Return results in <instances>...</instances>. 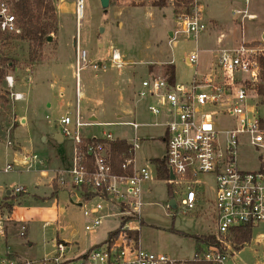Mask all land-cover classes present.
I'll use <instances>...</instances> for the list:
<instances>
[{
    "label": "rangeland",
    "instance_id": "374dc122",
    "mask_svg": "<svg viewBox=\"0 0 264 264\" xmlns=\"http://www.w3.org/2000/svg\"><path fill=\"white\" fill-rule=\"evenodd\" d=\"M77 1L53 0L57 29L50 34L52 40L47 41L38 51L39 53L34 57L35 60L30 59L29 42L19 39L5 41L0 37V57L11 58L14 61L13 68L18 69H15V73L14 69L3 66L5 74L14 72L17 86L23 85L32 70H37V67L55 60L54 51L58 41L62 60L75 64L79 44L80 49L87 51L89 60V64L80 73L81 90L86 93V84H96L101 75L100 71L112 73L113 80L119 81L115 83L113 98L119 102L133 101L130 107L134 112L132 115L126 111L119 119L114 110H109L105 118H100L96 122L136 119L140 123L149 124L142 125L136 131L131 126L96 125L84 127L82 132L87 138L101 137L104 132H112L114 136L132 142L137 134L139 147L135 151V157L138 166L146 165V161L153 158L161 159L166 153L163 140L165 127L162 124L167 116L153 115L148 107L154 101L148 96L141 97L136 93L139 83L147 76V73L158 76L167 75L165 71L170 64L168 61L172 60L176 68V82L189 84L195 73L208 72L211 63L216 61L220 50L218 37L221 33L226 34L227 39L236 41L237 44L252 42L248 44L264 47V0H199L203 6L207 30L200 34L197 43L186 35H179L178 43L174 46L170 45V40L175 37V34L171 37L170 33H175L180 28L178 18L182 14H176L174 0H167L165 7L154 6L153 3L156 0H110L107 11L102 8L100 0H84L83 15L80 20L77 19L76 14ZM195 4H197L196 0ZM249 14L255 15V18H249ZM197 46L200 48L199 65H189L186 59ZM115 48L120 53L128 51L129 54L123 56L121 63L118 64H114L111 60ZM208 49L213 51H205ZM97 61L101 64L99 66L98 63V67L94 68ZM74 72L73 68L65 69L62 80L69 89L75 90ZM4 76L0 81L2 86L0 103L6 105L9 102L12 107L11 90ZM259 99L258 115L264 118V97L261 96ZM86 102L84 98L81 100L83 105ZM13 106L19 121L20 114L25 109V103L18 101L14 102ZM46 114L50 117L47 118ZM57 123L52 113L41 112L27 125L16 126L11 137L10 135L8 137V134L3 136L9 125H3L5 130L0 128V186L6 189L5 191L13 190L16 186H24L30 195L27 194L24 198L19 196L18 199L22 198V207L31 208V211L25 214L37 219L31 223L27 231L25 230L26 235L21 236V224L16 226L12 211L2 209L5 204L2 201L0 219L5 222L7 228L12 229L9 230L8 236V238L11 236L12 240H6L4 236H0V251L11 246L19 252L21 260L24 259V261H39L51 256L54 251V239L58 237V234L61 239L73 240L74 246L80 247V251H85L96 243L108 240L109 234L119 230L120 225L124 224V222L120 223L118 216H113L104 219L94 231L88 232L85 230L88 218L84 216L80 207L72 204L73 198L71 199L68 191L61 188L62 186L57 184L56 180L57 186L61 188L58 197L33 203L32 194L41 193L44 189L43 186H36L37 178L40 177L43 183L47 181L41 177L37 167L44 164L51 175L56 169H65L71 164L74 156L73 139L65 137L63 142L56 139L55 134L60 127L56 125ZM85 136L84 141L87 143ZM17 141L20 147H25L31 154H36L40 162H35L29 169L26 166L13 164V151L17 149L15 147ZM249 154L245 151L239 152L242 161H245ZM8 163L13 164V169L6 172ZM205 180L208 183L204 190L205 194L207 199L213 200L214 178L207 176ZM149 189L145 198L147 204L143 209L141 230L138 231L143 246L164 252L176 260L193 259L198 249L194 237L214 234L212 206L207 202L200 204L197 210L186 213L181 210L167 209L170 197L166 182L154 179L150 182ZM57 204L66 209V213L61 215L60 223L63 226L60 228L56 224L43 226L48 216L57 217ZM25 209L22 210L25 211ZM39 209L42 211L41 214L38 213ZM69 229L76 232L74 238L70 236ZM261 233H264V224L256 228L250 241L242 248L237 247L224 264H264V238L257 242ZM29 242L32 246H29Z\"/></svg>",
    "mask_w": 264,
    "mask_h": 264
},
{
    "label": "built area",
    "instance_id": "2783aa9c",
    "mask_svg": "<svg viewBox=\"0 0 264 264\" xmlns=\"http://www.w3.org/2000/svg\"><path fill=\"white\" fill-rule=\"evenodd\" d=\"M83 5L84 0L77 1L78 20L83 15ZM248 17L255 18V15ZM178 20L180 28L170 40L172 46L178 43L179 35H186L197 43L200 34L207 30L198 4L194 5L192 14L182 13ZM19 33L11 3L0 0V37ZM199 53L198 48L191 51L186 62L198 66ZM262 57L264 47L243 43L220 51L209 71L195 73L189 84L171 83L168 75H154L143 80L137 91L141 97L155 99L149 105L153 115L167 116L162 124L166 153L161 158L169 172L163 180L172 191L167 209L186 213L207 202L213 208V235L219 242L201 241L191 260L224 264L236 250L231 240L234 233L240 229H251L253 233L264 224V118L258 115L261 95L257 90ZM111 60L114 64L121 63V54L114 51ZM88 64V53L78 44L75 64L78 98L81 96L80 73ZM97 67L98 63L94 65ZM5 80L11 96L21 99L22 94L12 92L14 77L6 76ZM96 125H129L136 131L144 124L84 121L80 112L75 118L61 117L60 132L73 139L75 148L72 165L57 171L56 180L62 187L79 191L74 204L88 218L85 230L92 232L104 219L118 216L120 223L124 222L118 235L93 246L81 257L69 258L68 243L62 240L52 256L39 261L4 259L2 264H186L187 260H176L164 252L145 248L139 237L146 205L145 187L160 178L156 164L137 165L138 135L130 142L129 156L123 154L121 168L124 172L117 173L109 144L118 138L112 132H104L91 143L84 141L82 129ZM244 151L250 154L242 161L239 152ZM37 160V155L27 157L25 166L30 168ZM11 169L13 165L8 164L5 171ZM207 176L215 181L213 200L207 199L204 191ZM14 191L19 194L26 188L17 186ZM171 199H175L176 207L170 204ZM5 229V222L0 219V236L5 234ZM25 230L24 225L22 235ZM136 231L137 238L131 235ZM259 238L257 242L264 238V233Z\"/></svg>",
    "mask_w": 264,
    "mask_h": 264
},
{
    "label": "crops",
    "instance_id": "0c3cea01",
    "mask_svg": "<svg viewBox=\"0 0 264 264\" xmlns=\"http://www.w3.org/2000/svg\"><path fill=\"white\" fill-rule=\"evenodd\" d=\"M196 2L198 5H200L201 9L203 10V6L201 5V2L199 0H196ZM58 13H59V9H58ZM218 29H219V26H218ZM173 34H174V32H173ZM219 35H220V37H224L225 40H224V38L220 39V37H218V39H219L218 43H219V49L220 50L218 51L217 55L223 49L235 48V47H237L243 43H245V44L252 43V42H241V43L237 44L236 41H233L231 39H227L226 34L221 33ZM171 37H173V35ZM197 42H198V40H197ZM253 42H256V41H253ZM59 46L60 45H59V41H58L56 44V49L54 51L55 60L52 62H49V63H45L44 65H42L40 67H37V70H32L31 73H29L27 75V77H26L27 79H25L23 85L17 86V81H16L15 76L13 74L15 72V69H17V68H15V67L13 68V66L10 63V65H11L10 68L14 69V72L11 71V72L6 73L4 78H6V76H13L14 77L15 85H14V89L12 90V92L22 94V98L19 100H16L11 96V93H10V98L12 100V107H10L9 102L6 105H4V103H0V128L5 130L3 125H9L8 128L5 130L6 134H4L3 136H5V135L7 136V134H8V137H9V135L11 137V134H12L13 130L16 128V126L19 127V126L27 125V123L29 121H31L32 119H36V117L41 112L52 113L53 116L55 117V120L58 122L56 125H59V126H60V118L61 117L70 116L72 118H75V116L77 115V112H80V115L84 121H92V122L99 121L100 118H105L107 116L109 110L110 111L114 110L117 113L116 116L119 119L121 117H123V114L126 111H128V114H130V115H132L134 113L133 110L130 109L131 103L133 101L127 102V101L123 100L122 102H119V101H116L115 98H113V96L115 95V93H114V88L116 86L115 83L117 84L119 81L115 82L113 80L114 75L112 73H106V72L100 71L101 75L98 79V82H96V84H90V83L86 84V86H85L86 87V90H85L86 93L83 90H81V96L78 98L76 87H75V90L69 89L64 84V82L62 80L65 69L73 68L75 70L74 75H76V67H75L76 61H75V64H73V62L72 63L64 62L61 58V55H60ZM197 48L200 50V48L198 46H197ZM205 51L211 52V51H213V49H208ZM115 52L120 53L118 49H116ZM76 53H77V50H76ZM120 54H121L122 59H123V56L129 55L128 51L121 52ZM160 62H162V61H160ZM168 62L170 64L173 63L172 60H169ZM97 63H99V66H100L101 62L97 61ZM151 63H152V61H151ZM212 63H211V65H212ZM150 76H154V74L147 73V76L145 78H143L141 80V82L139 83L138 89L141 87L142 81L149 78ZM75 78H76V76H75ZM5 82H6V80H5ZM80 89H81V85H80ZM1 90H2V86L0 84V91ZM148 97L150 99H152L153 101H155V99L153 97H151V96H148ZM83 98L87 100L85 105L81 104V100ZM18 101H24V103H25V106H24L25 109L22 110V113L20 114L19 121L17 118L18 114L15 113L16 111L14 110V106H13L14 102H18ZM10 108H12V109H10ZM148 110H149V107H148ZM46 117L49 118L50 116L46 114ZM130 121L140 123L136 119H133ZM130 121H121V122H130ZM117 122H120V121H117ZM96 123H107V122H101L100 121V122H96ZM141 124H144V126L148 125V123H141ZM119 126H129V125H119ZM164 134H165V131H164ZM55 137L59 142H63L65 140V136H63L60 132V127H59V131L55 134ZM93 137H96V136H93ZM93 137H91V138H93ZM117 138L119 140L125 139V138H120V137H117ZM164 138H165V136H164ZM164 138H163V140H164ZM125 140H127V139H125ZM127 142L130 143L131 141L127 140ZM15 147H17V149H14V151H13L14 152L13 153L14 159L12 160V162L16 166L25 167L26 158L30 157L32 155H36V154H31L30 152H28L25 147L24 148L20 147L19 141H17L15 143ZM155 159H160V158H153V159L147 160L146 165L147 164L155 165V163H154ZM36 162H40L39 157H38V160ZM72 162H73V157L71 159V164H69L65 169L70 167L72 165ZM34 163H32V164H34ZM8 164H12V163H8ZM26 168L29 169V167H27V166H26ZM37 168H39V170H40L41 177L44 179H47V181L43 183V181H41L40 177L37 178V181L35 183L36 186H38V187L43 186L44 189H43V191H41V193L34 192L32 194L33 203H37L40 200L43 201V200H50L51 198H54V197L56 198V197H58L60 189L65 188L68 191L71 199L73 198L71 200L72 204L75 206H78V205L74 204V201L77 200V198L79 197V191L75 190V189H71L68 186L59 188L57 186L58 182L56 184V181H57L56 180V172L59 170H62V169H60V168L58 170L56 169V170H54V174L50 175L49 172L45 169L44 164H41ZM158 180L164 181L163 178H160ZM16 187H14L13 190L5 191L6 189L4 190V188L2 186H0V203L2 201L5 203L4 207L2 209H8L9 211H12V213H13L12 217L15 219V222L17 223L16 226L21 224L20 235L25 236L26 231L28 230V227L31 225V223L35 222V220H37V219L31 218L25 214V212H27V213L30 212L31 208L25 209L24 207L21 206L23 203L22 198L27 196V194H29V193H27L26 191H25V194H21L23 192H21L19 194L15 193L14 189ZM149 187H150V182L145 187L146 192L144 195V199L146 198V194L148 193V190H150ZM19 196H21L22 198L18 199ZM57 203H58V200H57ZM9 206H11V209H9ZM57 208H58L57 217L52 216V218H51V216H48L47 220H45L43 222V226H48L51 224H56L58 226V228L63 226V224L60 223V221L62 219L61 215L66 213V209L62 206H58V204H57ZM22 209H25V211H23ZM38 213L41 214L42 211L39 209ZM86 220H85V222H86ZM24 225L26 226V231H25V234L22 235L21 234L22 233V226H24ZM9 230H10V228L6 227L5 234L2 235V237L4 236V238L6 240H8V239L12 240L11 236L8 238ZM69 232H70V236L74 238L76 232L73 229L72 230L69 229ZM62 240H64V239H61L59 237V234H58V237L54 239V251L55 252H56L57 243H60ZM64 241L66 243H68V247H69L68 248V257L69 258L81 257L89 249H91L93 246L100 244V243H96L93 246H91L90 248H88L87 250L80 251V247L74 246L73 240L65 239ZM29 246H32V244H30V242H29ZM149 250H152V249L149 248ZM54 251H53L52 255L55 254ZM48 255H51V254H48ZM0 258H1V264H2V261L4 259L16 260V261H20V262L24 261V259L21 260L19 252L11 246H8V247H6L0 251ZM184 261H186V260H184Z\"/></svg>",
    "mask_w": 264,
    "mask_h": 264
},
{
    "label": "trees",
    "instance_id": "16d2710c",
    "mask_svg": "<svg viewBox=\"0 0 264 264\" xmlns=\"http://www.w3.org/2000/svg\"><path fill=\"white\" fill-rule=\"evenodd\" d=\"M11 3L13 10L17 16L18 24L20 28V33L15 35L2 36L3 40L19 39L21 41L29 42L30 47V59L35 60V56L39 53L38 51L43 48L45 43L48 41V38L52 32L57 29V16L56 9L53 3V0H7ZM195 0H174L175 12L177 15L181 13L192 14L194 8ZM154 6L165 7L167 5V0H156L154 1ZM185 9V10H183ZM14 65V61L7 57H0V81L3 78L5 71L3 66L10 67ZM262 72H261V82L257 85V90L259 94L264 97V57L261 58ZM169 77L171 83L176 81V68L173 63L168 64L165 71ZM95 137L87 138L86 142H93ZM102 141V140H101ZM110 149L112 152V159L114 169L117 173H123L124 171L121 168V164L124 160V153L129 156V150L131 144L125 139H118L116 141L110 142ZM154 163L158 167V176L159 178H167L168 170L165 165L164 159H155ZM169 194L172 195V191L169 188ZM11 209V206H9ZM119 230L117 229L114 232L109 234L111 239L117 236ZM185 234V233H183ZM132 236L138 237L137 232L131 233ZM187 235V234H185ZM233 243L235 247L242 248L246 243L252 238L251 229H240L236 231L233 235ZM196 243L201 241H207L211 243H218L216 236H199L194 237ZM186 264H212L206 261H195L187 260Z\"/></svg>",
    "mask_w": 264,
    "mask_h": 264
},
{
    "label": "water",
    "instance_id": "95a60500",
    "mask_svg": "<svg viewBox=\"0 0 264 264\" xmlns=\"http://www.w3.org/2000/svg\"><path fill=\"white\" fill-rule=\"evenodd\" d=\"M100 2H101L102 8L105 11H107L108 8H109V6H110V0H100ZM170 35L172 36L173 33L171 32ZM51 40H52V37L49 36L48 41H51ZM171 177L173 178V174L172 173H171ZM170 204L172 205V207H176V201H175V199H171Z\"/></svg>",
    "mask_w": 264,
    "mask_h": 264
},
{
    "label": "bare ground",
    "instance_id": "6f19581e",
    "mask_svg": "<svg viewBox=\"0 0 264 264\" xmlns=\"http://www.w3.org/2000/svg\"><path fill=\"white\" fill-rule=\"evenodd\" d=\"M82 16H80V18H81Z\"/></svg>",
    "mask_w": 264,
    "mask_h": 264
}]
</instances>
